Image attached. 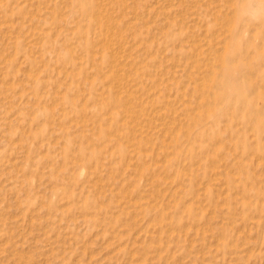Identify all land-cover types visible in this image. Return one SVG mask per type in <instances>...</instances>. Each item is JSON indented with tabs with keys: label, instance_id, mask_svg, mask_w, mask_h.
I'll return each mask as SVG.
<instances>
[{
	"label": "rangeland",
	"instance_id": "1",
	"mask_svg": "<svg viewBox=\"0 0 264 264\" xmlns=\"http://www.w3.org/2000/svg\"><path fill=\"white\" fill-rule=\"evenodd\" d=\"M0 264H264V0H0Z\"/></svg>",
	"mask_w": 264,
	"mask_h": 264
}]
</instances>
